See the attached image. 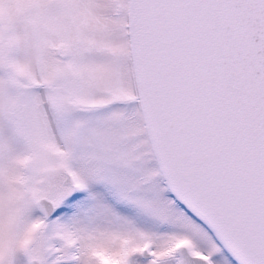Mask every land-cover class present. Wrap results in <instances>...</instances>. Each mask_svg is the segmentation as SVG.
I'll use <instances>...</instances> for the list:
<instances>
[{"label": "snow or ice", "instance_id": "6c2138e0", "mask_svg": "<svg viewBox=\"0 0 264 264\" xmlns=\"http://www.w3.org/2000/svg\"><path fill=\"white\" fill-rule=\"evenodd\" d=\"M0 264H264V0H0Z\"/></svg>", "mask_w": 264, "mask_h": 264}]
</instances>
